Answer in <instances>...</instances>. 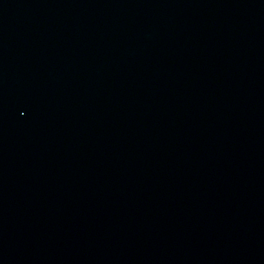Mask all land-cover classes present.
Here are the masks:
<instances>
[{
	"label": "water",
	"instance_id": "obj_1",
	"mask_svg": "<svg viewBox=\"0 0 264 264\" xmlns=\"http://www.w3.org/2000/svg\"><path fill=\"white\" fill-rule=\"evenodd\" d=\"M0 264H264V0H0Z\"/></svg>",
	"mask_w": 264,
	"mask_h": 264
}]
</instances>
